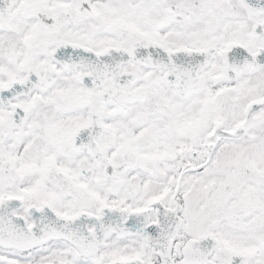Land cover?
Returning <instances> with one entry per match:
<instances>
[{"label": "snow or ice", "instance_id": "obj_1", "mask_svg": "<svg viewBox=\"0 0 264 264\" xmlns=\"http://www.w3.org/2000/svg\"><path fill=\"white\" fill-rule=\"evenodd\" d=\"M0 264H264V0H0Z\"/></svg>", "mask_w": 264, "mask_h": 264}]
</instances>
